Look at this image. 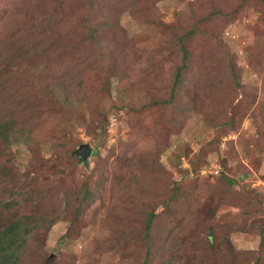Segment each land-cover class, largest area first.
Returning a JSON list of instances; mask_svg holds the SVG:
<instances>
[{"label": "rangeland", "instance_id": "374dc122", "mask_svg": "<svg viewBox=\"0 0 264 264\" xmlns=\"http://www.w3.org/2000/svg\"><path fill=\"white\" fill-rule=\"evenodd\" d=\"M22 1L0 0V17ZM58 11L46 67L8 66L0 109L20 131L0 158V222L55 219L22 264H140L156 205L151 236L168 264H264V0H60ZM202 21L213 30L190 40V109L151 106L179 58L175 28ZM8 32L0 55L20 41ZM80 145L84 163L71 155ZM221 175L235 182L228 196Z\"/></svg>", "mask_w": 264, "mask_h": 264}, {"label": "trees", "instance_id": "16d2710c", "mask_svg": "<svg viewBox=\"0 0 264 264\" xmlns=\"http://www.w3.org/2000/svg\"><path fill=\"white\" fill-rule=\"evenodd\" d=\"M19 4L23 8L18 12H11L15 16L8 18V20L6 16H4L5 20L3 17H0V22L4 20V27H0V31H9L8 33L16 36L17 39L21 37L19 39L20 41L17 40L10 50L0 55V109L3 106L4 100L7 98L5 90L8 84L7 80L11 74L8 66H15L16 61L23 64L25 60H28L33 61L29 67L43 71L47 63L40 59L48 58L49 55H52V47L50 46L52 44L51 37L53 38L56 33L60 0H27ZM38 6H49L50 12L36 15V8L38 9ZM203 24H205L204 21L199 22L198 26L191 27L185 31L175 28L173 33L175 43L173 45L180 60L178 58V61L172 67L170 83L164 88L167 90L166 95L152 102L150 104L151 106L169 108L174 114L178 111H183V115L190 109V103L186 99V97L188 98L187 86L191 82L188 79V74L191 73V69L193 68L192 59L195 52L193 48L191 49L190 40L193 38L196 39V37L203 34L208 36L207 29L209 31L213 30V28L202 29ZM17 45H20V47L18 46L14 49ZM162 50V48H159V51ZM12 54H15V58H11ZM222 55L224 61H226V72L230 75L233 82L232 85L236 88L239 86V75L233 61L234 59L230 58L227 52H224ZM233 121V118H229L227 124H233ZM166 128L168 127L166 126ZM18 131V119L10 117L5 120L0 119V158L6 153L10 144L20 138ZM71 155L83 163L86 162L81 160L77 155H74V151L71 152ZM139 176L144 178L143 175ZM147 177L153 178V180L155 179L153 172L150 175L148 174ZM218 179L220 185L223 184L226 186L225 193L228 196L227 192L229 188L235 185V182L224 175L219 176ZM178 185V183H172V190L177 191L172 194L179 193L180 189ZM131 189L133 188L131 187ZM84 190H86V186H84ZM251 204L252 202H250ZM3 205L5 209L10 208V205H7L5 201H1L0 208ZM156 206L144 214V235L142 242L146 247V253L144 260L140 264H168L166 257H164L165 255L161 253L162 247H157L151 236L152 225L157 216L154 212ZM180 216L181 214L179 213ZM54 222L55 219L53 217L51 218L44 213L38 214V216L12 214L7 220L0 222V264H22V258L28 248V244L38 233L46 232ZM262 228H264V225ZM121 244L122 247L119 245L121 249L127 248V246L129 247L124 242H121Z\"/></svg>", "mask_w": 264, "mask_h": 264}, {"label": "water", "instance_id": "95a60500", "mask_svg": "<svg viewBox=\"0 0 264 264\" xmlns=\"http://www.w3.org/2000/svg\"><path fill=\"white\" fill-rule=\"evenodd\" d=\"M74 155H77L81 160L86 161L90 155V148L87 145H80L78 149L74 151Z\"/></svg>", "mask_w": 264, "mask_h": 264}]
</instances>
